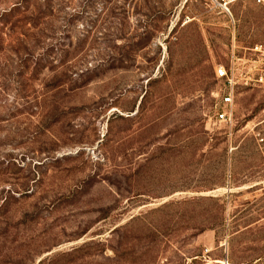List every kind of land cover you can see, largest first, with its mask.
Returning a JSON list of instances; mask_svg holds the SVG:
<instances>
[{
  "label": "rangeland",
  "instance_id": "rangeland-1",
  "mask_svg": "<svg viewBox=\"0 0 264 264\" xmlns=\"http://www.w3.org/2000/svg\"><path fill=\"white\" fill-rule=\"evenodd\" d=\"M231 12L0 0V264H264V9Z\"/></svg>",
  "mask_w": 264,
  "mask_h": 264
},
{
  "label": "built area",
  "instance_id": "built-area-1",
  "mask_svg": "<svg viewBox=\"0 0 264 264\" xmlns=\"http://www.w3.org/2000/svg\"><path fill=\"white\" fill-rule=\"evenodd\" d=\"M242 0H210V3L214 8L218 9L221 13L225 14L230 22L233 24L234 19L231 12V7L234 3ZM253 2L264 9V0H253ZM232 37H234V31L232 32ZM250 50L259 56V65H253L257 73L253 79L250 81L254 82L255 85L264 89V44H256ZM256 62V61H254ZM251 68V69H252ZM234 62L231 61L229 67L219 66L215 69V77L223 79L225 91L219 95H216V101L212 106L211 117L216 122L224 123L225 125H232L234 122L233 116V95L234 88L238 82V78L234 75ZM245 83L247 79L244 78Z\"/></svg>",
  "mask_w": 264,
  "mask_h": 264
}]
</instances>
